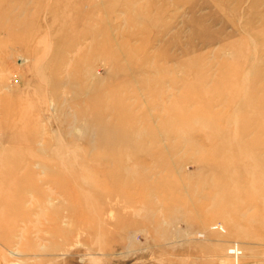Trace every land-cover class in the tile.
<instances>
[{
  "label": "rangeland",
  "instance_id": "1",
  "mask_svg": "<svg viewBox=\"0 0 264 264\" xmlns=\"http://www.w3.org/2000/svg\"><path fill=\"white\" fill-rule=\"evenodd\" d=\"M234 244L264 264V0H0V264Z\"/></svg>",
  "mask_w": 264,
  "mask_h": 264
},
{
  "label": "bare ground",
  "instance_id": "2",
  "mask_svg": "<svg viewBox=\"0 0 264 264\" xmlns=\"http://www.w3.org/2000/svg\"><path fill=\"white\" fill-rule=\"evenodd\" d=\"M262 63V62H261ZM229 174V173H228ZM230 175V174H229ZM229 175H227V176H229ZM231 176V175H230ZM233 177V176H232ZM234 181V180H233ZM126 185H128V186H134V189H142L143 188V186L144 185H142V184H139V183H126ZM126 187V186H125ZM163 235V234H162ZM233 247H237V249L236 248H233ZM233 247H230V251L233 253V252H237V253H239V251L240 252H242L243 253V251L241 250V248H240V246L238 245V244H234L233 245ZM230 251H229V253H230ZM11 255H13V256H16L17 254H15V253H12ZM231 256V255H230ZM234 264H236V262L234 261ZM239 264V263H238Z\"/></svg>",
  "mask_w": 264,
  "mask_h": 264
},
{
  "label": "built area",
  "instance_id": "3",
  "mask_svg": "<svg viewBox=\"0 0 264 264\" xmlns=\"http://www.w3.org/2000/svg\"><path fill=\"white\" fill-rule=\"evenodd\" d=\"M233 248H236L237 249V247H233ZM231 258H232V261H235L236 262V264H241V259H242V257H243V253L242 252H240L239 251V253H237V252H231L230 251V253L228 254Z\"/></svg>",
  "mask_w": 264,
  "mask_h": 264
}]
</instances>
